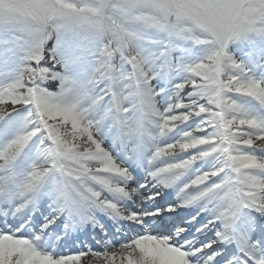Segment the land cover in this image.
Masks as SVG:
<instances>
[{
	"label": "snow or ice",
	"instance_id": "6c2138e0",
	"mask_svg": "<svg viewBox=\"0 0 264 264\" xmlns=\"http://www.w3.org/2000/svg\"><path fill=\"white\" fill-rule=\"evenodd\" d=\"M89 254L264 264V0H0V264Z\"/></svg>",
	"mask_w": 264,
	"mask_h": 264
},
{
	"label": "bare ground",
	"instance_id": "6f19581e",
	"mask_svg": "<svg viewBox=\"0 0 264 264\" xmlns=\"http://www.w3.org/2000/svg\"><path fill=\"white\" fill-rule=\"evenodd\" d=\"M95 247V245H94ZM109 251H113V248H109ZM82 264H104L102 259H96L92 257L90 254L86 257H82Z\"/></svg>",
	"mask_w": 264,
	"mask_h": 264
}]
</instances>
